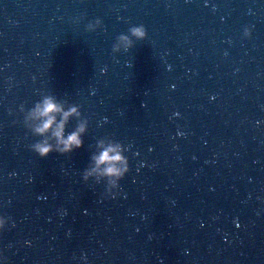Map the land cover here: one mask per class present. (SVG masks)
I'll return each instance as SVG.
<instances>
[{"label": "water", "instance_id": "95a60500", "mask_svg": "<svg viewBox=\"0 0 264 264\" xmlns=\"http://www.w3.org/2000/svg\"><path fill=\"white\" fill-rule=\"evenodd\" d=\"M47 96L82 147L33 150ZM0 214L6 264H264V0H0Z\"/></svg>", "mask_w": 264, "mask_h": 264}, {"label": "clouds", "instance_id": "9594fccd", "mask_svg": "<svg viewBox=\"0 0 264 264\" xmlns=\"http://www.w3.org/2000/svg\"><path fill=\"white\" fill-rule=\"evenodd\" d=\"M132 35L142 39L146 30L141 27L131 29ZM125 47H130L131 39L124 35L120 37ZM76 106L67 109L54 97L47 96L38 102L29 113L28 119L38 121L34 132L47 139L33 145V150L41 157H47L55 151L61 154L70 153L74 149L83 146V135L86 132V123L81 122L76 129L65 135L66 126L72 116H79ZM54 140L55 144L50 141ZM100 151L92 156L93 165L84 173V179L91 176L107 177L110 188L118 187V182L130 170L127 157L124 155L123 147L119 143L105 145L102 141L98 144ZM8 221L3 214H0V233H3ZM0 264H6V258L0 253Z\"/></svg>", "mask_w": 264, "mask_h": 264}]
</instances>
